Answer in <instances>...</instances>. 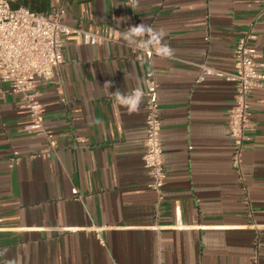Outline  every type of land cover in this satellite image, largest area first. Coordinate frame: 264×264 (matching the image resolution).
Listing matches in <instances>:
<instances>
[{
	"label": "crops",
	"instance_id": "obj_1",
	"mask_svg": "<svg viewBox=\"0 0 264 264\" xmlns=\"http://www.w3.org/2000/svg\"><path fill=\"white\" fill-rule=\"evenodd\" d=\"M61 6L67 25L105 42H67L55 83H38L57 143L50 157L46 137L25 129L22 97L0 81V264H264V87L249 98L254 129L240 175L229 132L235 85L203 72L233 73L251 26L264 63V0L14 3L44 15ZM141 23L166 33L171 59H150L115 34ZM150 71L163 122L161 196L143 165L145 99L128 114L101 88L146 91Z\"/></svg>",
	"mask_w": 264,
	"mask_h": 264
},
{
	"label": "built area",
	"instance_id": "obj_2",
	"mask_svg": "<svg viewBox=\"0 0 264 264\" xmlns=\"http://www.w3.org/2000/svg\"><path fill=\"white\" fill-rule=\"evenodd\" d=\"M15 0H0V81L13 94L22 97L23 109L31 118L27 132L46 137L51 152L57 147L44 127L43 106L38 101V83L54 84L56 72L64 63L67 42L100 45L105 39L81 28L67 25L66 6L49 15L25 7H14ZM258 34L251 26L240 38L234 52V72L216 73L203 68L206 75L225 77L235 85L234 104L229 113V132L233 144L232 167L241 175L243 154L249 134L254 129L250 119L249 98L254 90L264 87V63L258 62ZM152 54H148L151 59ZM146 138L143 165L152 179L150 188L162 195L166 180L163 122L160 116L158 81L154 71L146 75ZM242 178V177H241ZM78 195V191L73 192ZM180 225V224H178Z\"/></svg>",
	"mask_w": 264,
	"mask_h": 264
},
{
	"label": "clouds",
	"instance_id": "obj_3",
	"mask_svg": "<svg viewBox=\"0 0 264 264\" xmlns=\"http://www.w3.org/2000/svg\"><path fill=\"white\" fill-rule=\"evenodd\" d=\"M138 0H131V4L135 7ZM116 36L122 40L126 46L132 48L134 51L145 52L159 56L162 59H171L175 50L165 42L166 33L163 30H156L151 25L141 23L133 25L115 33ZM113 87L111 81H106L101 87L105 95L114 100L115 104L127 110L128 114L138 113L144 100V87L142 83H138L136 87L130 92H122L117 89L115 92L110 91ZM96 124L102 123L95 121Z\"/></svg>",
	"mask_w": 264,
	"mask_h": 264
}]
</instances>
